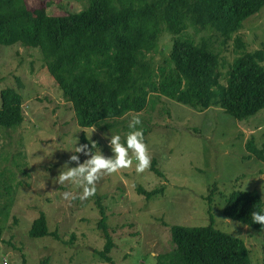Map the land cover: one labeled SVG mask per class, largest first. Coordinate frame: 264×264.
<instances>
[{"label":"rangeland","instance_id":"1","mask_svg":"<svg viewBox=\"0 0 264 264\" xmlns=\"http://www.w3.org/2000/svg\"><path fill=\"white\" fill-rule=\"evenodd\" d=\"M25 1L39 17L79 10L86 4L85 0ZM184 33L195 40L208 34L192 27ZM239 36L247 50L264 47V7L243 21ZM170 45L171 36L163 34L159 51L152 53L153 65L164 62ZM221 55L223 77L237 56L231 41ZM220 82L225 84V80ZM6 87L21 94L23 121L17 128L0 127V205L6 197L11 199L6 217H0V264H104L96 254L105 242L98 227V200L105 208L114 243L109 255L117 264H156L153 257L169 249L170 226L210 223L240 238L251 264H264V225L255 229L223 214L233 191L256 190L264 201V108L236 119L218 106L199 111L149 95L140 112L118 118L112 130L94 129L88 135L91 128L76 123L70 102L46 71L40 52L18 45L0 48V91ZM131 115L141 119L150 167L136 173L133 158L129 168L101 176L95 195L87 200L62 198V192L80 191L70 182L54 183L72 154L68 150L74 136L78 143L95 142L108 156L102 133L123 135ZM83 132L86 141L81 142ZM248 144L261 151L263 158ZM139 187L146 191L163 188V192L145 197L138 193ZM40 212L49 233H56L57 238L29 236Z\"/></svg>","mask_w":264,"mask_h":264},{"label":"trees","instance_id":"2","mask_svg":"<svg viewBox=\"0 0 264 264\" xmlns=\"http://www.w3.org/2000/svg\"><path fill=\"white\" fill-rule=\"evenodd\" d=\"M85 1L79 10L39 17L25 0H0V48H36L80 127L112 130L118 118L144 109L149 95L199 111L218 106L236 119L264 108V47L247 50L239 36L243 21L258 13L264 0ZM188 27L208 34L195 40L184 35ZM163 34L171 36V45L164 62L155 66L152 53L159 51ZM229 41L237 56L222 77L219 67L225 59L221 54ZM22 100L14 87L0 91V127L17 128L22 123ZM80 140L86 141L84 132ZM255 152L263 158L261 151ZM137 191L150 197L163 188L139 187ZM4 202L1 218L7 215L10 197ZM263 206L256 190H237L227 197L223 214L260 229L259 222L251 221V212ZM97 207L105 242L96 254L104 264H117L109 255L114 243L99 200ZM169 231V249L153 257L156 264H251L244 242L211 223L172 225ZM28 234L57 238L49 233L43 212L33 220Z\"/></svg>","mask_w":264,"mask_h":264},{"label":"clouds","instance_id":"3","mask_svg":"<svg viewBox=\"0 0 264 264\" xmlns=\"http://www.w3.org/2000/svg\"><path fill=\"white\" fill-rule=\"evenodd\" d=\"M127 130L123 132H115L112 134H103L107 140L110 155H103L95 142L89 140L87 143H78L77 138L71 141L72 154L68 157L62 167L58 170L54 177L56 185H63L65 182L72 183L76 188L80 189L78 193L62 192V198L66 200L79 199L87 200L95 195L96 182L103 175L117 173L120 169H127L133 165L136 173H143L150 167L151 157L148 152L144 139V129L139 115H131L126 125ZM95 129L91 128L88 135ZM96 148L93 152L92 149ZM81 154L85 157L80 160ZM69 162H74V166H69ZM251 221L259 222L264 225V209L251 212Z\"/></svg>","mask_w":264,"mask_h":264}]
</instances>
